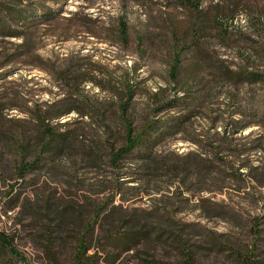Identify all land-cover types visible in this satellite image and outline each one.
Wrapping results in <instances>:
<instances>
[{"label":"rangeland","instance_id":"obj_1","mask_svg":"<svg viewBox=\"0 0 264 264\" xmlns=\"http://www.w3.org/2000/svg\"><path fill=\"white\" fill-rule=\"evenodd\" d=\"M28 1L44 6L52 16L43 20L40 12L28 29L16 26L23 32L21 38L0 37V230L17 232L15 245L21 254L10 263L6 257L0 264H47L41 246L18 223V209L6 210L5 196L11 190L22 192V198L31 201L36 194H51L86 217L98 207H107L108 211L113 206L127 212L174 216L190 225L188 230L193 233L189 237L199 244L205 236L238 238L240 233L231 221L207 218L204 211L196 210L201 199L207 201L205 207L219 209L216 205L224 202L234 211L242 209L252 216H264V188L259 205L250 207L233 189L226 193L200 192L221 186L211 178L188 192L177 183L170 185L171 179L143 175L136 167L112 168L108 163L110 146L123 143L120 105L126 101V86L131 87L134 97L124 118L136 129L147 120L192 114L185 132L159 148L158 154L163 157L211 150L206 145L215 140L214 127L219 132L227 126L232 133L235 127L248 126L233 136L235 143H250L261 137L264 147V86L236 85L217 73V68L264 72V55L260 54L264 0H202L201 13L223 25V36L205 34L198 48L201 51L191 48V42H185V34L182 36L202 15L182 7L184 0ZM28 1L21 6L27 8ZM1 2L15 5L12 0ZM120 24L126 25L127 43L118 36ZM172 30L175 37L170 34ZM179 37L182 69L180 82L175 83L170 67ZM197 53L204 54L207 69H192ZM194 80H201L200 85H192L190 94L199 96L198 101L184 111L167 109L154 117L158 106L180 96L182 82L190 84ZM64 97L72 112L51 126L54 132L67 135L65 153L54 163H47L45 169L27 175L25 183L19 182L13 169L15 156L10 154L13 143L23 134L32 140L38 138L41 130L34 121V111L51 103L58 105ZM249 135L250 139L243 140ZM199 136L205 141L203 148L191 143ZM250 159L264 161V154ZM227 162L233 166L232 160ZM115 194L119 195L113 198ZM188 198L187 203L181 201ZM147 251L164 261L178 258L176 251L161 246ZM134 256L139 255H123L116 264H139ZM61 258L64 264H73L70 251ZM212 264L223 263L218 258Z\"/></svg>","mask_w":264,"mask_h":264},{"label":"trees","instance_id":"obj_2","mask_svg":"<svg viewBox=\"0 0 264 264\" xmlns=\"http://www.w3.org/2000/svg\"><path fill=\"white\" fill-rule=\"evenodd\" d=\"M12 1L15 5L0 3V15L3 14L7 19L0 17V37L21 38L23 32L18 31L16 26L28 29V25L37 21L34 18L38 17L40 12L43 13L40 16L43 20L51 15L50 12H45L44 6H34L28 0ZM23 1H28L27 8L21 6ZM181 5L194 13L202 14V0H184ZM202 15L195 18L196 24H192L182 35L185 34V42H191V48L196 47L197 51L201 48L205 34L223 36V25L216 24L209 14ZM170 34L173 37L176 35L173 30ZM118 36L122 41L128 42L125 24L119 25ZM177 39L170 67L171 81L175 83L180 82L183 54V51H178L182 37ZM261 52L264 55V36L260 48L262 55ZM198 53L192 69H207L208 67L204 66V54ZM217 73L236 85L264 86L263 71L245 68L233 72L228 68H217ZM189 82H182L184 88L178 92L180 96L176 95L168 103L158 106L154 117L167 109L183 108L184 111L189 104L198 101L199 96L190 94L192 85H200L201 80L188 84ZM125 95L126 101L120 105L123 143L120 146H110L108 163L112 168L136 167L143 175L171 179L170 185L177 183L188 192H192L193 187L205 184L211 178L214 184L222 183L221 186L217 190L202 189L200 192L226 193L225 190L233 189L250 207L259 205L262 197L260 191L264 188V161L250 158L252 155L264 154L261 137L243 144H236V140H233V136L241 134L248 126L235 127L232 133L228 132L227 126L219 132L214 127L215 140L211 139L210 144L206 145L211 150L202 149V152L175 155V158L163 157L158 154L159 148L185 132L192 114L147 120L136 129L132 121L124 118L134 97L130 86L125 87ZM66 101L64 97L59 106L51 103L34 111V121L41 130L40 136L35 138L36 141L23 134L19 142L13 143L10 154L15 156L13 169L19 182L25 183L27 175L45 169L47 163H54L65 153L67 135L54 132L51 125L72 112ZM250 137H244L243 140ZM191 141L202 148L205 143L203 136ZM227 160H232L233 166H229L230 162ZM118 195L115 194L113 198ZM43 196L36 194L31 201L28 197L22 198V192L11 190L5 196V203L7 211L18 209V223L41 246L47 264H64L61 255L69 251L73 264H116L123 255L132 252L139 255L134 256L139 264H212L218 258L223 264H264V216H252L242 209L234 211L227 208L224 202L222 205H216L219 206V209H216L205 207L207 201L201 199L195 208L204 211L207 218L220 217L226 222L231 221L240 232L238 238L210 235L203 237L204 242L199 244L192 242L189 237L193 233L188 230L190 225L177 221L174 216L168 218L154 212H127L121 207L113 206L108 208V211L107 207H98L92 216L86 217L80 210L62 204L51 194ZM181 201L187 203L189 198ZM17 235V232L0 230V260L9 257L10 263L11 260L20 258L21 254L15 245ZM160 246L176 251L178 258L164 261L147 251L149 248L156 249Z\"/></svg>","mask_w":264,"mask_h":264}]
</instances>
